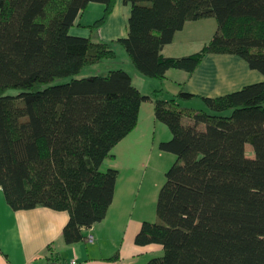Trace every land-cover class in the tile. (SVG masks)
I'll return each mask as SVG.
<instances>
[{
	"label": "trees",
	"instance_id": "1",
	"mask_svg": "<svg viewBox=\"0 0 264 264\" xmlns=\"http://www.w3.org/2000/svg\"><path fill=\"white\" fill-rule=\"evenodd\" d=\"M116 2L0 0V187L14 211L68 212L69 245L107 217L119 171L102 165L152 100L123 69L78 78L117 54L71 29L99 3L100 19L79 24L99 30ZM124 2L131 6L128 35L116 43L144 77L163 81L170 70L192 76L211 54L238 56L264 75V0ZM210 18L218 31L199 52L163 55L188 22ZM63 78L71 80L55 84ZM180 85L169 101L154 102L156 120L172 133L160 149L177 159L159 193V222H144L135 243L163 248L147 264H264V82L200 97L207 110L199 111L181 106L198 97Z\"/></svg>",
	"mask_w": 264,
	"mask_h": 264
},
{
	"label": "crops",
	"instance_id": "2",
	"mask_svg": "<svg viewBox=\"0 0 264 264\" xmlns=\"http://www.w3.org/2000/svg\"><path fill=\"white\" fill-rule=\"evenodd\" d=\"M104 9L103 4L89 5L82 17L77 19L71 33L74 31L72 33L74 35L90 37L94 42L110 44L117 56L115 59L105 60L85 69H89L88 74H92L91 77L97 76L102 74L97 67L108 63L107 61L112 63L115 61V67H111L106 72L116 69L127 71L134 85L144 95L152 97L151 101L143 103L141 107L137 128L114 148L115 158L105 160L102 165L103 171L110 168L119 171L114 201L102 222L84 230L85 240L69 245L63 237L64 228L70 219L68 212L46 207L14 211L7 204L0 187V264H48L50 261L66 262L71 259H77L79 264H147L153 258L162 257L164 250L161 246L141 247L135 243L142 224L149 221L145 212L143 216L138 217L137 211L133 209L137 202L128 199L132 195L131 188L127 189L120 185L122 179L120 156L124 152L131 154V157L146 154L147 133L153 136L155 145L157 130L166 135V130L159 126L161 122L155 118L154 102L156 99L169 101L165 94L168 93L173 98L180 92V84L185 83V90L198 97L182 102L181 106L199 111L207 110L200 97L216 98L239 91L245 86L264 82V75L252 70L240 57L215 54L208 55L192 76L182 70H170L167 74L168 78L163 81L144 77L135 69L123 47L116 43L117 40L128 35L131 6L125 4L124 0H117L112 15L99 30L79 26V24L92 25L94 20L103 15ZM217 31L218 23L213 18L188 22L162 53L166 57L192 55L208 44ZM120 54L121 62H117ZM152 85L155 89L149 93ZM155 91L159 93L155 95ZM198 103L199 107H197ZM143 111L147 113V123L142 126ZM184 123L188 124L190 121L185 118ZM89 236H93V241H88ZM116 255L119 257L115 259Z\"/></svg>",
	"mask_w": 264,
	"mask_h": 264
},
{
	"label": "rangeland",
	"instance_id": "3",
	"mask_svg": "<svg viewBox=\"0 0 264 264\" xmlns=\"http://www.w3.org/2000/svg\"><path fill=\"white\" fill-rule=\"evenodd\" d=\"M100 18H97V20ZM97 20H94L97 21ZM74 33V31H72ZM74 35V34H72ZM85 37V36H84ZM124 52V51H123ZM122 55L120 54L117 62H121ZM111 60V59H110ZM104 65H101L99 68L100 75H106L108 69L111 67H115V61H107ZM110 64V65H109ZM110 67V68H109ZM105 69V70H104ZM89 69H85L78 78H88L91 77L88 74ZM106 73V74H105ZM140 76V75H139ZM93 77V76H92ZM144 78V77H143ZM71 80V78H63L56 81L55 84H63L67 83ZM136 83L139 84V82ZM149 93H151L155 88L152 85L149 88ZM171 89V87L169 88ZM148 90V89H147ZM144 90V91H147ZM11 94H17V90H11ZM165 97L167 99H171L172 95L166 93ZM174 97V96H173ZM147 106V105H146ZM196 107V106H194ZM199 107V103L197 105ZM147 113L143 111L142 115V126L147 123ZM146 118V119H145ZM152 118H150V121ZM159 122V121H158ZM166 131V135L164 136L163 132L157 130L156 141L157 144L153 143V136L147 133V146H146V154L135 155L131 157V154L128 152H124L122 156H120V165L122 166V179L121 183L124 188H131L132 195L128 197L131 202H137L133 209H135L138 213V217L143 216V212H145L147 221L157 223L159 222L157 216V202L161 188L163 187L166 181V173L175 163L177 157L169 152L162 151L160 149V144L162 142H167L172 139V133L169 127L163 123H159ZM152 128V124H151ZM155 131V130H153ZM154 133V132H153ZM154 135V134H153ZM247 152L249 157H254L253 147H247ZM108 164V163H107ZM131 177V178H129ZM119 178V177H118ZM156 183V184H155ZM155 184V185H153ZM134 191V193H133Z\"/></svg>",
	"mask_w": 264,
	"mask_h": 264
},
{
	"label": "built area",
	"instance_id": "4",
	"mask_svg": "<svg viewBox=\"0 0 264 264\" xmlns=\"http://www.w3.org/2000/svg\"><path fill=\"white\" fill-rule=\"evenodd\" d=\"M88 241H90V242L93 241V236H89ZM48 264H79V262L77 259H71V260L66 261V262L55 260V261H50Z\"/></svg>",
	"mask_w": 264,
	"mask_h": 264
}]
</instances>
